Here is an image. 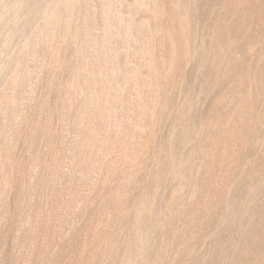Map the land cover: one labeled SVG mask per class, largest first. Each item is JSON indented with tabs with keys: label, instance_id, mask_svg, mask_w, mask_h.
<instances>
[{
	"label": "rangeland",
	"instance_id": "1",
	"mask_svg": "<svg viewBox=\"0 0 264 264\" xmlns=\"http://www.w3.org/2000/svg\"><path fill=\"white\" fill-rule=\"evenodd\" d=\"M3 1L0 264H264V0Z\"/></svg>",
	"mask_w": 264,
	"mask_h": 264
},
{
	"label": "bare ground",
	"instance_id": "2",
	"mask_svg": "<svg viewBox=\"0 0 264 264\" xmlns=\"http://www.w3.org/2000/svg\"><path fill=\"white\" fill-rule=\"evenodd\" d=\"M2 1H3V0H2ZM24 1H25V0H24ZM67 1H68V0H67ZM71 1H72V0H71ZM71 1H68V3H70ZM77 1H78V0H77ZM106 1H107V0H106ZM108 1H109V0H108ZM110 1H111V0H110ZM110 1L108 2V3H109V7L106 6V7L109 8V9H110L111 4H112V3L110 4ZM138 1H139V0H138ZM3 2H4V1H3ZM34 2H35V1H34ZM44 2H45V1H44ZM64 2L66 3V1H64ZM87 2H88V1H87ZM92 2H93V1H92ZM94 2H95V1H94ZM115 2H116V1H115ZM30 3H31V2H30ZM80 3H81V2H80ZM21 5H22V4H21ZM57 5H58V4H57ZM62 5L64 6V4H62ZM68 5H69V4H68ZM112 5H113V4H112ZM146 5H147V4H146ZM14 6H15V5H14ZM17 6H18V5H17ZM17 6H16V8H17ZM78 6H79V8L81 7L80 5H78ZM142 6H143V5H142ZM185 6H186V5H185ZM47 7H48V6H47ZM58 7H59V6H58ZM91 7H92V6H91ZM186 7H187V6H186ZM71 8H72V7H71ZM81 8H82V7H81ZM84 8H85V6H84ZM114 8H115V7L113 6V9H114ZM120 8H121V7H120ZM157 8H158V7H157ZM184 8H185V7H184ZM82 9H83V8H82ZM180 9H181V8H180ZM180 9L178 10V12L181 11ZM100 10H101V9H100ZM116 10H117V9H116ZM186 10H187V9H186ZM16 11H18V10H16ZM62 11H63V10H62ZM82 11H83V10H82ZM189 11H190V10H189ZM23 12H25V11H23ZM23 12H22V14H24ZM74 12H75V10H74ZM116 12H117V11H116ZM132 12H133V11H132ZM50 13H51V12H50ZM72 13H73V11H72ZM77 13H78V11H77ZM81 13H82V12H81ZM121 13H122V12H121ZM26 14H27V13H26ZM48 14H49V13H48ZM52 14H54V13H52ZM95 14H96V13H95ZM122 14H123V13H122ZM55 15H57V14H54L53 16H55ZM81 15H82V14H81ZM114 15H115V14H114ZM131 15H132V14H131ZM137 15H138V14H137ZM181 15H182V14H181ZM15 16H16V14H15ZM83 16H84V15H83ZM89 16H90V15H89ZM132 16H133V15H132ZM182 16H183L182 19L184 20V18H185V17H184V14H183ZM58 17H59V16H58ZM75 17H76V15H75ZM194 17H195V16H194ZM137 18H138V17H137ZM73 19H75V18H73ZM81 19H82V18H81ZM91 20H92V19H91ZM132 20H133V18H132ZM147 20H148V18H147ZM149 20H151V18H149ZM47 21H48V20H47ZM72 21H73V20H72ZM77 21H78V20H77ZM82 21H83V20H82ZM84 21H85V20H84ZM95 21H96V20H95ZM110 21H111V20H110ZM41 22H42V21H41ZM73 22H74V21H73ZM73 22H72V23H73ZM85 22H86V21H85ZM107 22H108V21H107ZM184 22H185V20L183 21V23H184ZM187 22H189L188 19H187ZM187 22H186V23H187ZM39 23H40V22H39ZM80 23H81V22H80ZM123 23H124V22H123ZM150 23H151V22H150ZM183 23H182V26L184 25L183 27H185L186 25L188 26V24H189V23H187V24H186V23L183 24ZM55 24H56V23H55ZM61 24H62V23H61ZM112 24H113V23H112ZM192 24H193V23H192ZM56 25H57V24H56ZM62 25H63V24H62ZM197 25H198V24H197ZM53 26H54V25H53ZM132 26H133V25H132ZM187 26H186V27H187ZM71 27H72V26H71ZM109 27H110V25H109ZM186 27H185V29H187ZM192 27H193V26H192ZM2 28H3V27H2ZM31 28H32V27H31ZM114 28H115V27H114ZM17 29H18V28H17ZM110 29H111V28H110ZM131 29H132V28H131ZM173 29H174V28H173ZM188 29H189V28H188ZM212 29H213V28H212ZM71 30H72V29H71ZM73 30L75 31V28H74ZM119 30H120V29H119ZM168 30H169V29H168ZM168 30H167V31H168ZM78 31H79V30H78ZM195 31H196V30H195ZM5 32H6V31H5ZM52 32H53V31H52ZM69 32H70V31H69ZM196 32H197V31H196ZM28 33H29V32H28ZM111 33H112V32H111ZM168 33H169V32H168ZM187 33H188V30H187ZM98 34H99V33H98ZM174 34H175V33H174ZM185 34H186V33H185ZM188 34L191 35V33H188ZM205 34H207V33H205ZM21 35H22V34H21ZM194 35H195V34H194ZM85 36H86V35H85ZM91 36H92V35H91ZM91 36H90V37H91ZM185 36H186V35H185ZM188 36H189V35H188ZM12 37H13V36H12ZM12 37H11V38H12ZM67 37H68V36H67ZM169 37H171V36H169ZM186 37H187V36H186ZM191 37H192V36H191ZM42 38H43V37H42ZM68 38H69V37H68ZM79 38H80V37H79ZM188 38H189V37H188ZM108 39H109V38H108ZM192 39H193V37H192ZM192 39H191V41H192ZM79 40H80V39H79ZM170 40H171V39H170ZM172 40H173V39H172ZM11 41H14V40H11ZM21 41H22V40H21ZM23 41H24V40H23ZM96 41H97V40H96ZM202 41H203V40H202ZM79 42H80V41H79ZM188 42H189V41H188ZM15 43H16V40H15ZM52 43H53V42H52ZM83 43H84V42H83ZM95 43H96V42H95ZM109 43H110V42H109ZM109 43H108V44H109ZM129 43H130V42H129ZM172 43H173V42H172ZM9 44H10V43H9ZM25 44H26V43H25ZM110 44H112V41H111ZM23 45H24V44H23ZM38 45H39V44H38ZM74 45H75V44H74ZM79 45H80V44H79ZM151 45H152V44H151ZM151 45H150V46H151ZM170 45H171V44H170ZM173 45H174V44H173ZM173 45H172V46H173ZM191 45H192V42H191ZM27 46H28V45H27ZM36 46H37V45H36ZM51 46H52V44H51ZM94 46H95V45H94ZM1 47H2V45H1ZM129 47H131V46H129ZM187 47H189V46H187ZM70 48H71V47H70ZM102 48H103V47H102ZM102 48H101V49H102ZM106 48H107V47H106ZM182 48H183V47H182ZM206 48H207V47H206ZM1 49H2V48H1ZM25 49H26V48H25ZM83 49H84V48H83ZM70 50H71V49H70ZM97 50H98V49H97ZM1 51H2V50H1ZM59 51H60V50H59ZM79 51H80V50H79ZM87 51H88V50H87ZM143 51H144V50H143ZM201 51H202V50H201ZM10 53H11V52H10ZM78 53H79V52H78ZM81 53H82V51H81ZM106 53H107V52H106ZM147 53H148V52H147ZM35 55H36V54H35ZM50 55H51V54H50ZM58 55H61V54H58ZM76 55H77V54H76ZM76 55H75V56H76ZM64 56H65V55H64ZM94 57H95V56H94ZM14 58H15V57H14ZM33 58H34V57H33ZM49 58H50V57H49ZM73 58H74V57H73ZM201 58H202V57H201ZM116 59H117V58H116ZM172 59H173V57H172ZM144 60H145V59H144ZM13 61H14V60H13ZM25 61H26V60H25ZM29 62H30V60H29ZM33 62H34V61H33ZM62 62H63V61H62ZM145 62H146V61H145ZM149 62H151V61H149ZM2 63H3V62H2ZM153 64H154V63H153ZM87 65H88V63H87ZM171 65H172V64H171ZM0 67H1V65H0ZM98 68H99V67H98ZM170 68H171V67H170ZM33 69H34V68H33ZM168 69H169V67H168ZM4 70H5V69H4ZM56 70H57V69H56ZM61 70H62V69H61ZM169 70H170V69H169ZM75 71H76V70H75ZM82 71H83V70H82ZM84 71H85V70H84ZM28 72H29V71H28ZM62 73H63V72H62ZM8 74H9V73H8ZM18 74H19V73H18ZM24 74H25V73H24ZM40 74H41V73H40ZM29 75H30V73H29ZM51 75H52V74H51ZM89 75H90V74H89ZM57 76H58V74H57ZM65 78H66V77H65ZM74 78H75V77H74ZM78 78H79V77H78ZM1 79H2V78H1ZM14 79H16V78H14ZM25 80H26V78H25ZM14 82H16V81H14ZM62 82H63V81H62ZM64 82H65V81H64ZM78 82H79V81H78ZM147 82H148V81H147ZM29 83H30V82H29ZM58 83H59V82H58ZM135 83H136V82H135ZM181 83H182V82H181ZM186 83H187V82H186ZM15 84H16V83H15ZM53 84H54V83H53ZM78 84H79V83H78ZM105 84H106V83H105ZM151 84H152V83H151ZM72 85H73V84H72ZM167 85H168V84H167ZM180 85H181V84H180ZM104 86H105V85H104ZM31 87H32V86H31ZM72 87H73V86H72ZM40 88H41V87H40ZM46 88H48V87H46ZM73 88H74V87H73ZM68 89H69V88H68ZM95 89H96V88H95ZM103 89H104V88H103ZM33 90H34V89H33ZM191 91H192V90H191ZM57 92H58V91H57ZM176 93H177V92H176ZM46 94H47V93H46ZM54 95H55V94H54ZM89 96H90V95H89ZM183 96H184V95H183ZM198 97H199V96H198ZM9 98H10V97H9ZM175 98H176V97H175ZM199 99H200V98H199ZM199 99H198V101H199ZM75 100H76V99H75ZM194 100H195V99H194ZM33 101H34V100H33ZM68 101H69V100H68ZM97 101H98V100H97ZM158 101H159V100H158ZM198 101H197V102H198ZM59 102H60V101H59ZM127 103H128V102H127ZM170 103H171V102H170ZM206 104H207V103H206ZM212 104H213V103H212ZM92 105H93V104H92ZM56 106H57V105H56ZM98 106H99V105H98ZM98 106H97V107H98ZM145 106H146V105H145ZM97 107H96V108H97ZM194 108H195V107H194ZM121 109H122V107H121ZM37 112H38V111H37ZM219 113H221V112H219ZM115 114H116V113H115ZM19 117H20V116H19ZM180 117H181V116H180ZM177 120H178V119H177ZM5 121H6V120H5ZM31 121H32V120H31ZM175 122H177V121H175ZM61 125H62V124H61ZM197 126H198V125H197ZM119 127H120V126H119ZM144 129H145V128H144ZM179 129H180V128H179ZM193 130H194V129H193ZM193 130H192V131H193ZM34 131H35V130H34ZM263 132H264V131H263ZM193 133H194V132H193ZM208 134H209V133H208ZM6 135H7V134H6ZM172 135H173V134H172ZM191 136H192V135H191ZM207 136H208V135H207ZM262 136H263V135H262ZM205 137H206V136H205ZM12 138H13V137H12ZM206 139H207V138H206ZM23 140H24V139H23ZM145 140H147V139H145ZM36 141H37V140H36ZM149 141H150V140H149ZM124 142H125V141H124ZM128 143H129V142H128ZM149 143H150V142H149ZM195 144H196V143H195ZM205 144H206V143H205ZM34 145H35V143H34ZM38 145H39V144H38ZM177 147H178V146H177ZM3 148H4V147H3ZM59 148H60V147H59ZM144 148H146V147H144ZM92 149H93V148H92ZM124 149H125V148H124ZM170 149H171V148H170ZM25 150H26V149H25ZM34 150H35V149H34ZM111 150H112V148H111ZM143 150H144V149H143ZM143 150H141V151H143ZM15 152H16V151H15ZM56 152H57V151H56ZM137 152H138V151H137ZM178 152H179V151H178ZM32 153H33V152H32ZM124 153H125V152H124ZM140 153H141V152H140ZM2 154H3V153H2ZM11 154H12V153H11ZM136 154H137V153H136ZM141 154H142V153H141ZM141 154H139V155H141ZM157 154H158V153H157ZM164 154H165V153H164ZM125 155H126V154H125ZM139 155H138V156H139ZM24 156H25V155H24ZM176 156H177V155H176ZM126 157H127V156H126ZM128 158H129V156H128ZM135 158H139V157H137V155H135ZM135 158H134V159H135ZM50 159H51V158H50ZM129 159H130V158H129ZM129 159H127V160H129ZM167 159H168V158H167ZM16 160H17V159H16ZM127 160H126V161H127ZM46 161H47V160H46ZM133 161H134V160H133ZM136 161H137V160H136ZM157 162H158V161H157ZM167 162H170V161H167ZM167 162H166V163H167ZM195 162H196V161H195ZM11 163H12V162H11ZM145 164H146V163H145ZM10 165H11V164H10ZM173 165H174V164H173ZM28 166H30V165H28ZM163 166H166L165 163H164ZM45 167H46V166H45ZM166 167H167V166H166ZM198 167H199V166H198ZM138 168H139V167H138ZM164 168H165V167H163V170H165ZM240 168H241V167H240ZM20 169H22V168H20ZM26 169H27V168H26ZM167 169H168V168H167ZM13 170H14V169H13ZM197 170H198V169H197ZM26 171H27V170H26ZM19 172H20V171H19ZM45 172H46V171H45ZM25 173H26V172H25ZM132 173H133V172H132ZM197 173H198V172H197ZM11 174H12V173H11ZM21 174H22V173H21ZM21 174H20V175H21ZM26 175H27V174H26ZM179 175H180V174H179ZM193 175H194V174H193ZM144 176H145V175H144ZM124 177H125V176H124ZM140 177H142V176H140ZM107 178H108V177H107ZM13 179H14V178H13ZM139 179H140V178H139ZM244 181H245V180H244ZM260 182H261V181H260ZM12 183H13V182H12ZM192 183H193V182H192ZM163 185H164V184H163ZM5 186H6V185H5ZM135 186H136V185H135ZM187 186H188V185H187ZM6 187H7V186H6ZM18 187H19V186H18ZM162 189H163V188H162ZM198 189H199V188H198ZM155 190H156V189H155ZM108 192H109V191H108ZM139 192H140V191H139ZM162 192H163V190H162ZM193 193H194V192H193ZM239 194H240V193H239ZM107 195H108V194H107ZM191 195H193V194H191ZM45 196H47V195L45 194ZM114 196H115V195H114ZM239 197H240V195H239ZM182 198H183V197H182ZM235 202H236V201H235ZM76 203H77V202H76ZM130 205H131V204H130ZM181 205H182V204H181ZM142 206H143V203H142ZM17 207H18V206H17ZM75 207H76V206H75ZM136 207H138V206H136ZM146 207H147V206H146ZM142 208H143V207H141V209H142ZM74 209H75V208H74ZM98 209H99V208H98ZM181 209H182V208H181ZM44 211H45V210H44ZM259 212H260V211H259ZM120 213H121V212H120ZM90 214H91V213H90ZM134 214H135V213H134ZM29 216H30V215H29ZM88 216H89V215H88ZM241 216H242V215H241ZM176 220H178V219H176ZM233 220H234V218H233ZM251 220H252V219H251ZM252 222H253V221H252ZM16 224H17V223H16ZM249 224H250V223H249ZM4 226H5V225H4ZM234 226H235V225H234ZM150 228H151V227H150ZM247 228H248V226H247ZM233 229H234V228H233ZM95 230H96V229H95ZM180 230H181V229H180ZM224 230H225V229H224ZM145 231H146V230H145ZM18 233H19V232H18ZM178 233H179V232H178ZM41 234H42V233H41ZM94 234H95V233H94ZM178 235H179V234H178ZM104 237H105V236H104ZM159 238H160V237H159ZM152 240H153V239H152ZM77 242H78V241H77ZM175 242H176V241H175ZM138 244H139V243H138ZM235 244H236V243H235ZM113 245H114V244H113ZM71 247H72V246H71ZM169 247H170V246H169ZM119 248H120V247H119ZM230 248H231V247H230ZM234 248H235V247H234ZM128 250H129V249H128ZM170 250H171V248H170ZM170 250H169V251H170ZM169 251H168V252H169ZM72 252H73V251H72ZM171 252H172V251H171ZM80 253H81V252H80ZM120 253H121V252H120ZM144 253H145V252H144ZM169 254H170V252H169ZM176 254H177V253H176ZM56 255H57V254H56ZM40 256H41V255H40ZM78 256H79V255H78ZM76 257H77V256H76ZM125 257H126V255H125ZM142 258H143V257H142ZM126 259H127V258H126ZM41 260H42V259H41ZM70 260H71V259H70ZM77 260H78V259H77ZM164 260H165V259H164ZM56 261H57V260H56ZM71 261H72V260H71ZM74 261H75V260H74ZM162 261H163V260H162ZM173 261H174V260H173ZM54 262H55V261H54ZM163 263H164V261H163ZM23 264H24V263H23ZM97 264H98V263H97Z\"/></svg>",
	"mask_w": 264,
	"mask_h": 264
}]
</instances>
